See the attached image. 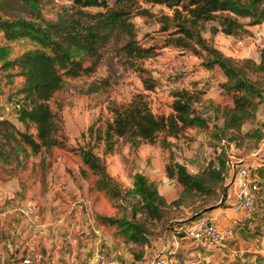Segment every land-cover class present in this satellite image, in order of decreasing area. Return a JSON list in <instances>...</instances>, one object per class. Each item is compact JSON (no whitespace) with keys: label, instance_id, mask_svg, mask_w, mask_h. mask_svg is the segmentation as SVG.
Here are the masks:
<instances>
[{"label":"rangeland","instance_id":"374dc122","mask_svg":"<svg viewBox=\"0 0 264 264\" xmlns=\"http://www.w3.org/2000/svg\"><path fill=\"white\" fill-rule=\"evenodd\" d=\"M106 1L110 5L114 0ZM68 2L47 0L41 5V14L46 18H54L59 5ZM132 3L138 8H147L151 13L132 15L131 21L138 42L154 46L155 54L144 57L137 64L146 69L143 75L151 77L155 85L145 89L134 66L115 53L111 45H107L96 58L85 55L81 60L82 65H89L91 70L77 76L64 77L62 88L49 99L51 107L56 102L60 107V135L64 146L40 148L32 153L23 144V150L16 146L13 150L0 138V262H9L10 257L16 260V256H10L3 245L4 241L16 238L15 231L20 234L22 247L32 245L34 249H39L44 254V263L48 264H150L153 254L174 238L177 247L170 256L173 264H199L198 259L203 264H214L210 262L212 258L218 261L216 264H222L228 258L227 244H223L230 238L214 245L208 244L211 246L209 249H219L212 254L213 250L205 249V244L202 246V243L186 237L183 228L215 205L223 187L227 194L231 172L235 169L230 162L239 163L246 159L259 142L255 136L239 135L229 142L226 138L223 141L215 139L213 134L218 131L222 117L219 110L208 104L207 99L211 104L219 106L231 104L230 95L224 93L218 85L223 78L221 70L217 66L207 68L201 64L203 51L200 57L189 51L163 45L166 33L158 29L155 15L170 14L169 8L144 0H132ZM27 9L28 6L21 2L0 0L2 17H28ZM240 20L247 21V18ZM214 24L213 21L205 22L200 32L208 44L235 59L249 57L257 61L258 50L264 42V22L252 24L249 32L237 35H226L219 30L210 32L208 27ZM2 44L8 46L9 58L33 46L26 38L7 41L0 32ZM10 71L12 74L8 75ZM13 73V68L0 67V115L9 118L18 129L23 130L24 126L15 120L13 111L2 108L20 95L15 88L21 77ZM191 81L204 89L202 103H196L195 106L199 113L208 118L207 126L185 128L176 138L168 137L171 144L166 147L160 146L157 140L129 146L119 139L111 152L103 153L102 142L91 138L90 143H95L92 150L102 159L106 172L117 184L119 194L116 198H110L104 191L96 189L94 175L72 150L87 138L80 133L86 134V127L90 124L93 129H101L111 118L110 105L127 102L136 92L146 95L154 112H167L171 100L170 90ZM263 86L262 82L259 97H255L253 115L240 124V133L261 129L262 136ZM27 131H33V128L29 126ZM217 154H223L222 158L228 159V167L220 183L213 185V192L208 196L183 193L178 203L169 204L163 209L159 219H143L141 212L132 214V203L136 197L124 191L131 187L133 172L142 173L156 186L164 199L170 201L180 194L181 185L165 175L164 164L176 160L188 172L196 173L207 163L215 165ZM80 168H83V174ZM256 196L251 223L246 229L251 230L257 238L261 236L254 240L252 248L263 250L259 253L251 252V258L248 257L245 264H264V181ZM202 204V210L205 211L192 215L195 208ZM98 215L143 220L146 242L125 240L116 227L101 223L97 219ZM200 252L205 253L207 258H201Z\"/></svg>","mask_w":264,"mask_h":264},{"label":"trees","instance_id":"16d2710c","mask_svg":"<svg viewBox=\"0 0 264 264\" xmlns=\"http://www.w3.org/2000/svg\"><path fill=\"white\" fill-rule=\"evenodd\" d=\"M14 1L28 6V17L10 18L0 15L2 37L7 41L26 38L33 46L9 58L8 46L0 45V67L13 68V74L21 77L15 88L19 97L4 104L2 108L5 110L7 107L13 111L15 120L24 129H18L9 118L0 115V138L11 149L14 150L16 146L23 150V144L35 153L40 148L64 146L60 135V107L57 102L51 107L49 99L55 91L62 88L64 77L77 76L91 70L89 65H82L81 60L85 55L96 58L99 51L107 45H111L115 53L134 66L145 89H151L155 85L151 77L143 75L146 69L137 64L144 57L155 54L154 46L138 42L131 21L135 14L151 15L147 8L134 6L132 0H114L110 5L106 0H69L68 3L59 5L54 18H46L40 9L47 0ZM144 1L162 4L171 10L170 14L155 15L159 23L158 29L166 33L163 45L189 51L200 57L203 51L201 64L207 68L217 66L221 70L223 78L218 85L224 93L230 95L231 104L219 106L211 104L207 99L208 104L219 110L222 117L218 131L213 134L215 139L223 141L226 138L229 142L239 135L255 136L259 142L261 129L240 133L239 127L244 120L252 117L255 97H259L262 82L264 85V43L258 50L257 61L249 57L235 59L208 44L200 32L205 22L213 21L215 24L208 27L210 32L219 30L226 35L246 34L250 25L264 22V0ZM240 18H247V21H241ZM11 74L10 71L8 75ZM203 93L204 89L197 87L194 81L172 88L167 112H154L143 92L132 94L127 102L111 104V118L101 129H93L92 124L88 125L86 134L80 133L87 138L83 144L72 149L94 175L95 188L104 191L110 198H116L119 194L117 184L106 172L102 159L93 152L92 146L95 143H90L91 138L102 142L103 153L111 152L119 139L129 146L157 140L160 146L166 147L171 144L168 137L176 138L185 128L207 126L208 118L199 113L195 106L196 103H202ZM29 126L33 131H27ZM222 157L223 154H217L215 165L207 163L196 173L188 172L176 160L167 161L164 164L165 175L181 185L180 194L170 201H166L142 173L133 172L131 187L124 191L136 197L132 203V214L141 212L143 219H159L163 215V209L169 204L178 203L183 193L208 196L213 192V185L220 183L228 167V159ZM262 170L264 172V168ZM80 172L84 173L83 168H80ZM262 182L257 180L258 192ZM225 196L223 187L213 207L222 205ZM203 205L195 208L192 215L205 211L202 210ZM97 219L103 224L116 227L125 240L146 242L143 220L106 215H98ZM22 252L14 249L9 255L16 256L17 261V255ZM15 261L12 263L10 257L8 263L16 264ZM169 264L173 263L170 261Z\"/></svg>","mask_w":264,"mask_h":264},{"label":"built area","instance_id":"2783aa9c","mask_svg":"<svg viewBox=\"0 0 264 264\" xmlns=\"http://www.w3.org/2000/svg\"><path fill=\"white\" fill-rule=\"evenodd\" d=\"M239 43L240 40L238 39ZM7 109V107H5ZM231 166H235L231 172V181L233 185V205L236 210L240 212L239 216L233 219L229 224L219 226L215 217L202 213L197 219L189 222L183 228V234L190 237L196 242L202 244H212L221 242L234 235V231L240 221H246V225L251 223V216L254 209V202L258 192L257 180L251 177V173L256 169L264 168V131L262 132L259 145L252 151L248 157L238 162H230ZM16 238L13 240L4 241V249L11 253L14 249L22 250L23 252L18 255L17 264H45L44 254L39 249H34L32 245L22 247L21 242L18 240L19 232L15 231ZM177 247L176 238L171 239L169 244L163 245L150 260V264H169L170 256ZM0 264H9L8 262Z\"/></svg>","mask_w":264,"mask_h":264},{"label":"crops","instance_id":"0c3cea01","mask_svg":"<svg viewBox=\"0 0 264 264\" xmlns=\"http://www.w3.org/2000/svg\"><path fill=\"white\" fill-rule=\"evenodd\" d=\"M264 43V42H263ZM251 177L256 179V180H261L264 181V174H263V170L262 169H258L257 171H253L251 173ZM233 200H234V195H233V185L230 183V187L229 190L225 196V199L223 201L222 205L219 206H215L212 207L208 210H206L203 213H207L213 217H215V221L219 226H224L229 224L233 219L237 218L240 214V212L238 210L235 209L234 205H233ZM247 225H246V221H240L234 231V235L227 241L224 242L223 245H225V243L227 244V248L226 250L228 251L227 255V259L226 261H224L222 264H245L247 263V258H251L250 255L251 252H262L261 249L260 251L256 248H252V244L254 242V240H258V238H260L261 236H257L255 234H253V232L251 230L246 229ZM264 237V236H263ZM262 239V238H261ZM18 240L21 242L20 239V234L18 237ZM22 245V243H21ZM203 246V244H202ZM204 247L205 249L212 251L213 249H209V247L211 248V246H209L208 244H205ZM217 250L219 249H215L213 250L214 252H217ZM195 252V251H194ZM221 252V251H220ZM203 253V252H200ZM199 256L201 258H207V256H205L203 254H200ZM196 254L197 251H196ZM222 254V253H221ZM224 255V256H226ZM213 256V255H212ZM18 257V255H17ZM13 258L11 257V262L13 263ZM207 260V259H205ZM210 259V262L216 264L218 261ZM223 260V258H222ZM197 262H200L199 264H203V261L198 259ZM14 263H18V260L15 261ZM205 263V262H204ZM45 264H48L47 262H45Z\"/></svg>","mask_w":264,"mask_h":264}]
</instances>
